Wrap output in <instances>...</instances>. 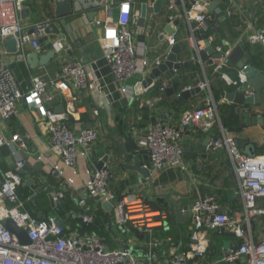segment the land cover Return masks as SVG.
<instances>
[{
	"label": "crops",
	"instance_id": "1",
	"mask_svg": "<svg viewBox=\"0 0 264 264\" xmlns=\"http://www.w3.org/2000/svg\"><path fill=\"white\" fill-rule=\"evenodd\" d=\"M87 1L82 0L80 4L85 6ZM218 2L219 5L213 8ZM133 3L135 13L139 17L142 4L152 6L147 0H133ZM164 8L161 14H153L147 19L143 35L138 33L137 24L131 26L139 57H146L152 65L145 73L137 74L127 82L133 89L132 95L121 93L103 57L102 23L106 15L92 7L80 10L72 3L70 13L57 18L56 0H26L20 13L22 25L28 28L35 23L50 20L59 28L60 34H46L51 44L45 47L41 44L40 52L28 45L26 57L22 60L16 57L17 52H8L6 38L0 40V56L12 65L23 91L32 87L35 77L46 80L59 79L61 64L65 60L84 61L95 74L98 88L89 91L73 88L66 93L50 88L49 93L54 95L52 105L55 113L62 114L71 110L64 124L74 132L91 128L99 132L91 157L82 155L74 168H67L60 157L51 151V138L46 121L39 119L34 110L22 102L18 105L17 115L12 119L3 121L0 118V136L9 140V144L0 147V179L7 172L21 176L22 184L18 193L32 216L39 219L56 217L59 223H64L68 235L96 233L104 240L109 250L129 248L135 258L143 264H167L175 250L188 249L190 234L194 228L192 206L203 197L214 196L219 202L221 212L237 216L239 220L244 217V203L239 195L234 164L225 149L214 151L211 148L215 139L222 138L224 130L236 139L240 150L247 156H264V90L261 92V103L254 102L244 107L229 105L222 93L238 90L228 86L215 73L217 60L213 65L210 64L212 56L206 51L207 41L203 34L194 33L198 44L195 49L188 43L187 38L192 34L188 23L179 20L178 26L171 27L166 20ZM207 9L214 25L211 32L213 42L210 45L214 48L222 45L229 59L236 49L240 48L243 55L237 58L238 65L245 58L249 65L264 74V47L261 43L250 41L251 35L263 30L264 0H211ZM168 27L176 30L178 46H184L178 55V63L184 66L179 71L168 72L160 81L153 80L150 86L144 87V81L151 76L153 66L160 61L164 63L169 53ZM59 38H63L70 47L68 52L55 51V57L44 66L29 63L30 54L39 58L47 55ZM230 62L231 66L226 69V73L236 80L242 69L231 60ZM176 76L181 90L197 87L199 83L208 81L211 93L218 103L219 117L211 128L201 125L186 129L180 140L184 150L185 169L167 167L160 171L152 170L151 183L130 169L134 161L145 162L146 167H151V157L148 154L150 152L145 144L150 126L158 121L177 125L183 114L204 106L210 95L208 91H202L201 94L184 101L179 99L181 90L168 95L165 89L173 85L171 80ZM248 87L251 88L249 84ZM143 88H148L149 91L145 93ZM216 89L218 98L215 96ZM69 102H72L73 108L68 106ZM223 106L235 109V114L236 109L242 108L238 113L241 117L240 131L229 132L225 128L220 117V108ZM254 118L257 119L256 122ZM16 135H19L21 140L11 143L10 140ZM116 142L124 145L125 153H121ZM249 147L252 152H249ZM107 157L114 174L111 190L118 197L127 191L138 192L147 198L152 209H165L169 212L168 221L155 230L152 239L149 236L125 233L123 228L116 224L113 209L108 211L103 207L104 202L89 201L91 214L94 216L91 223L94 224L91 229L93 232H88L91 224L83 225L84 212L78 206L80 187L90 180L95 168ZM19 161H25L24 169L17 167ZM21 170L26 174L21 175ZM63 188L66 189L65 198L61 203L54 204L51 194ZM23 192L30 193L29 198H23ZM166 194L179 202L183 213L181 221L177 219L174 207L163 197ZM2 204L3 201L0 200V209ZM258 204L263 206L264 199ZM66 205V212H63L61 208ZM249 229L250 227L246 229L248 236ZM251 229L256 241L264 239V217H252ZM208 238L210 247L203 259L205 263L218 260L227 251L237 249L241 243L240 239L228 231H210ZM151 240L153 247L150 245ZM152 256L153 260H150Z\"/></svg>",
	"mask_w": 264,
	"mask_h": 264
},
{
	"label": "built area",
	"instance_id": "2",
	"mask_svg": "<svg viewBox=\"0 0 264 264\" xmlns=\"http://www.w3.org/2000/svg\"><path fill=\"white\" fill-rule=\"evenodd\" d=\"M25 1L0 0V40L14 36L18 42L16 57L20 60L26 57L28 45L37 52L42 50L41 40L46 37V31L50 30L53 24L48 20L28 28L24 27L20 13ZM80 1L82 0L71 2L80 10L92 7L106 15L102 23L103 57L121 93L132 95L133 89L127 82L135 75L145 73V70L152 66L146 57H139L134 42L135 34L131 26L137 24L139 15L135 13L133 0H88L85 6H82ZM157 1L147 0L152 6ZM210 3L211 0H168L164 8L166 20L171 27L176 26L179 20L188 23L192 33L187 38L188 43L195 49L198 44L194 33L208 35L206 41L209 44L213 42V18L207 9ZM167 36L170 51L178 45L176 30ZM250 41L261 43L264 47V32L254 33L250 36ZM53 49L57 53H66L70 47L63 38H59L53 44ZM214 49L223 55L222 59L217 61L215 73L228 86L236 87L246 98L254 97L255 92L248 87L247 74L241 70L236 80L231 79L226 73V69L231 66L228 53L222 45H217ZM162 63L160 61L156 64ZM96 84L95 74L84 61L65 60L61 64L59 79L46 80L35 77L32 87L23 91L12 65L0 56V118L3 121L12 119L17 115L18 105L22 102L32 108L39 119L46 121L51 138V151L60 157L65 167L74 168L82 155L91 157L99 132L91 128L76 133L64 124L71 110L62 114L55 113L52 105L54 95L49 93V89H56L61 93L70 92L73 88L89 91L98 88ZM198 87L201 91L210 93L204 106L183 114L177 125L158 121L150 126L145 144L150 152L151 171H160L167 167L185 169L184 150L180 144L183 132L194 126L204 125L211 128L217 122L218 103L211 93L209 82H201ZM143 90L145 93L149 91L148 88ZM68 106L73 108L74 105L69 102ZM241 111L242 108L236 109V114ZM19 140L20 136L16 135L10 142ZM6 144H9V140L0 136V147ZM22 147L26 150L25 145ZM211 148L214 151L225 149L234 164L239 195L244 203V217L239 220L237 216L219 213L220 205L214 196L195 201L191 210L194 228L190 234L189 247L187 250H175L167 264H264V239L256 241L251 229L252 217H264V204H258L264 199V156L249 158L240 150L236 139L225 130L222 138L211 143ZM25 165V161L17 163L19 169H24ZM113 179L114 174L107 161L101 169L95 168L90 180L80 187L78 206L84 212V223L91 224L94 221L90 200L115 201L113 213L116 224L129 235L149 236L152 239L155 230L168 221L169 212L165 209H152L147 198L138 192L127 191L118 197L111 190ZM21 184V176L13 172H7L0 179V200L3 201L0 209V264H143L135 258L129 248L109 250L104 240L96 233L68 235L56 217L39 219L32 216L19 196ZM65 196L66 189L63 188L52 193L51 199L54 204H59ZM8 219H12L19 228L27 231L31 244H21L19 239L6 229L4 222ZM247 227H250L249 236L246 234ZM214 230L228 231L240 239L241 243L237 249L227 251L218 260L205 263L203 259L210 247L208 232ZM150 245L153 247L152 240ZM152 253L155 255L154 251ZM153 256L150 260H153Z\"/></svg>",
	"mask_w": 264,
	"mask_h": 264
},
{
	"label": "water",
	"instance_id": "3",
	"mask_svg": "<svg viewBox=\"0 0 264 264\" xmlns=\"http://www.w3.org/2000/svg\"><path fill=\"white\" fill-rule=\"evenodd\" d=\"M122 1V0H119ZM168 0H158L155 4H153V6H149L147 3L142 4L141 6V11H140V17L138 19L137 22V27H138V33L143 35L145 33V27H146V23H147V19L155 14V15H159L163 12V8L166 6ZM219 5V2L216 3L215 5H213V8L215 6ZM56 17L57 18H62L66 15H68L72 9V3L68 0H56ZM209 9V8H208ZM211 10V9H209ZM176 25H179V22H176ZM263 30H264V26H263ZM260 31V32H263ZM167 32L168 34H172L173 33V29H171V27L167 28ZM47 34H55V35H59L60 31L59 28L55 25L52 24L51 29L46 31ZM204 39L207 40L208 35H203ZM7 46H8V52L10 53H16L18 50V42L16 40V38L14 36H8L5 39ZM41 44L43 47L50 45L51 42L49 41L48 37H45L44 39L41 40ZM184 46H174L170 49L164 63H162L161 65H155L153 66L152 70H151V76L149 78H147L144 81L143 86H150L151 82L154 80L160 81L162 76L167 74L170 71H179L184 65L178 63V55L182 52ZM206 51L212 56V60L210 61V64L213 65L214 61H218L221 60L223 55L219 54L215 51L214 47H212L208 42H206ZM243 55V51L239 48L236 49V51L233 53L232 57H230V60L233 63H236L238 65L237 58H239V56ZM55 57V50L52 49L47 55L43 56V57H37V55L35 54H30L28 56V61L31 65H33L34 62L35 64H37V66L39 65H46L47 63H49V61H51L53 58ZM242 60V58L240 59ZM242 63L238 65V67L240 69H242L248 77V84L249 86L254 90V92L256 93V95L254 97H250V98H246L245 95L243 93H240L238 91H232V92H224L222 93V97L225 98L229 105H235V106H240V107H244L247 104H252V103H261L262 102V95L261 92L262 90H264V74L260 71L257 70L255 67L251 66L248 64V60L243 58V60L241 61ZM178 77H174L171 81L173 83V85L169 88H166V93L169 95L171 94H175L177 93L179 90H181V84L179 82H177ZM179 99L181 101L184 100H189L191 97H195L196 95L201 94V89L197 86V87H191V88H185L184 90L179 91ZM256 122V118L253 119ZM118 148L120 149L121 153H125V149H124V145L121 143L116 142ZM249 152H252V149L249 147ZM150 154V153H148ZM249 157V156H248ZM249 158H255V155H250ZM108 161V157L106 159L103 160L102 163H100V165L98 166V169H101L103 163ZM133 162V161H132ZM134 165L132 167H130V169L132 171H136L138 172L143 179L148 180L152 183L153 179H152V171L151 169H149L148 167H146V163L145 162H135L133 163ZM19 173L21 175L26 174L25 171L21 170L19 171ZM164 198H166L170 204L174 207V211L176 214V217L178 220H182L183 219V213L180 209L179 206V202L175 201L173 199H171V195L166 194L163 195ZM115 206V201H110V202H104L103 207L110 211L113 209V207ZM219 213H221V211H219ZM60 226H62L63 228H65L64 223H59ZM4 226L6 227V229L8 231H10L12 234H14L19 241L21 242V244L23 245H29L31 244V240L28 237V233L27 231H25L24 229L19 228L16 223L12 220V219H8L4 222ZM240 245V243H239Z\"/></svg>",
	"mask_w": 264,
	"mask_h": 264
},
{
	"label": "trees",
	"instance_id": "4",
	"mask_svg": "<svg viewBox=\"0 0 264 264\" xmlns=\"http://www.w3.org/2000/svg\"><path fill=\"white\" fill-rule=\"evenodd\" d=\"M214 91L217 93V95H215L216 98H218L219 97L218 96L219 95L218 94V89H216ZM220 109H221L220 110V112H221L220 113V117H221V120H222L223 124L225 125V128H227L229 130V132H238V131H240V125H241V119L240 118L241 117L238 114H235V109L226 108L225 106L221 107ZM23 195L25 196L23 198L27 199V198H29L28 196L30 195V193L23 192ZM66 207H67V205L65 207L61 208L63 212H66V209H67ZM63 215H64V213L61 214V216H63ZM83 225L86 226L88 224L87 223H83ZM93 226H94V224L89 225L88 229L90 231H88V232H93L91 230V229H93Z\"/></svg>",
	"mask_w": 264,
	"mask_h": 264
}]
</instances>
